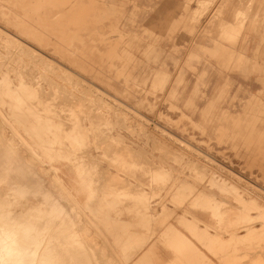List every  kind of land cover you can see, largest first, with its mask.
<instances>
[{"label":"rangeland","instance_id":"1","mask_svg":"<svg viewBox=\"0 0 264 264\" xmlns=\"http://www.w3.org/2000/svg\"><path fill=\"white\" fill-rule=\"evenodd\" d=\"M84 5L85 8L91 10L92 20L88 23L89 25L87 24L86 29L78 30L82 40L86 44L92 45L96 54L100 53L105 60H108L110 55L116 54L107 61V77L101 78L102 80L96 79L83 69L63 65L68 72L67 75L64 74L69 77L65 79L67 81L52 78V81L62 84H59L61 87L58 86L61 89L59 92L63 95L62 98L57 91V85H53V89L50 86L46 88V93L40 98L41 102L38 101L39 105L45 101L43 105H40L42 107H45L48 102L51 107L54 105L51 103H55L54 110L60 115L64 113L61 116L65 118L62 119L63 128H67L66 130L69 128L68 132L64 129V134L69 137H66L65 140L71 145L72 152L77 149L80 152H75L77 155L82 153L89 155L90 149L95 153L96 157L93 156V158L86 155L92 160L79 158L78 161L81 168L83 165H87L84 168L87 173L95 172L94 180L97 182L94 183L93 177L89 173V180L86 179V182H90L88 185L91 186L92 189L89 188L93 195L91 194L92 196L89 198L87 193L82 194L80 199L83 203L77 204L78 207L70 198H59V194L62 192L60 184L50 180L52 179L51 173L54 174V171L50 169L52 165L50 162L56 163L57 153L52 151L55 153V157L54 154L50 155L51 151L47 155L40 149L42 152V157H40L44 158L42 161L45 160V164L38 162V165H43V170H40L35 162L28 166L26 161L31 159L28 148L22 142L15 143L11 139L3 138L2 132L0 140L2 138L5 141V144L2 140V143L0 142L2 151H4V145L10 144V141L16 144V146L13 145L16 147L15 150L20 144L18 149L19 153H22L18 154L20 161L27 160L21 163L18 159L19 162L16 161V165L17 163L21 164L22 168L25 165V170L31 166L32 172L29 168L30 171L27 170L28 173L24 172V174L27 173L30 180L35 182L34 175L37 170L36 175L38 176L35 177H39L41 184L48 185L46 191L32 192L25 197L26 199H21L18 193L1 189L0 202L10 197L15 201L11 202L15 213L26 214L32 207L51 206V204L45 203L48 202L47 200L51 199L53 202H57L58 199H61L62 203L65 201L64 207L70 211V214L66 211V215H81L83 217L81 221H77L76 218L74 221L72 220L74 224L72 230L76 231L77 228H80L77 229L79 238L87 239L85 242L89 246L88 248L93 249L94 247V250H97L95 251L96 257H99L97 264H109L111 261L113 264H129L122 257L119 239H131L130 243L137 246L143 245L141 252H143L145 264H189L191 260V264H194L195 261L198 262H195L196 264H211L212 262L225 264L228 260L230 262L228 261L226 264H239L240 262V264H264V260H262L264 259V230H261L264 229V0H85ZM5 26L0 22V33L3 31L2 35L0 34V67H3L4 72L13 69L15 73L13 70L7 72L12 79L14 78L12 76L20 69L30 81L38 80L42 81L44 85L48 84V80L41 77L42 73L43 75L45 72L46 74L52 73L53 76L54 73L45 68L46 62H42L40 57L34 55V52L37 54L40 52L47 60L49 59L48 61L51 60L61 65L59 56L48 51L39 40H35L38 43L37 46L36 42L35 44L32 42L34 40L22 39L13 28ZM84 42L83 44H85ZM247 42L249 49L245 50ZM43 46L46 51L42 48ZM8 47L11 48L7 50ZM19 50L21 51L18 52ZM21 52L24 54L22 55ZM110 52L112 54L109 55ZM104 53L107 54L105 57ZM1 63L6 64L2 65ZM100 64L101 61L97 60L96 69L99 70ZM1 77L4 78V75ZM62 82L66 85L64 86ZM85 88L87 89L86 93ZM76 89L83 92L82 97L79 96L81 94ZM73 92L74 95H72ZM54 94H58L56 97L60 101L58 98L51 99L55 96ZM67 94L70 95L65 96ZM73 96L74 98L77 96V100L71 98ZM82 98L85 99L82 100ZM68 100L73 101V104L70 102L69 104ZM80 100L85 102L82 104L84 108ZM59 102L61 103L59 104ZM102 102L103 104H100ZM67 103L68 106H66ZM74 103L78 108L74 106ZM79 104L83 109L79 108ZM60 106H66V108L70 106V110ZM97 106L100 109L105 108L100 110ZM73 108H76L75 112ZM114 108L115 110L111 111ZM64 109L70 113H66ZM80 110L83 112L80 113ZM106 110H110V112L108 113ZM101 111L109 115L107 116ZM112 113L113 115H111ZM82 114H86V116L84 115V117ZM119 114L120 118H118ZM67 115L70 118L66 117ZM98 116L102 118V123ZM104 116L105 119L108 117L107 122L103 120ZM123 116L127 119H124ZM7 117L13 125L16 124L13 115L7 114ZM68 118L72 123L66 120ZM78 120L80 123L82 122V128ZM1 121L3 120L0 117ZM2 123H0V128L5 126L4 123L2 126ZM87 126L88 128H86ZM84 128L90 129L89 132L85 130L84 135L89 133L87 141L86 136H84L85 140L81 139L83 134L78 132L79 130L82 133ZM11 133L12 131H9L8 135ZM75 133L80 135V138L77 135L78 142L75 139L77 137ZM138 134L140 135L138 136ZM22 135L28 136L26 132H23ZM74 142L78 146L75 147ZM105 142H108V146H105V144L107 145ZM2 144L4 145L2 146ZM21 144L24 148L21 147ZM110 144L114 145L110 148ZM80 148L86 149L87 153L83 149L78 150ZM158 148L159 150H157ZM85 159L89 161V164L84 163ZM81 160L84 164L81 163ZM64 161L60 163H65ZM93 162H96L97 165L96 163L94 165ZM98 167L100 169H97ZM34 169L36 170L33 175ZM17 175L13 174L14 182L17 178V181L20 179ZM43 176L46 182L41 179ZM14 177H16L15 180ZM28 177L26 176V179ZM24 179L22 178V180ZM26 179L25 181H28ZM39 180L37 179V181ZM212 180L213 184L215 182V184L218 182L219 184H211ZM221 186L227 189L221 190ZM6 192H10L9 195ZM15 194L19 198L16 199L21 203L18 204ZM35 194L41 201L36 198ZM86 200L89 202L87 207L84 206ZM180 204L181 207H179ZM76 207L77 212H72L71 208ZM258 208L259 210H257ZM244 214L248 216L246 217ZM248 220H252L250 221L252 223H249ZM170 222L172 226L169 224ZM242 225L249 228V231L251 228L253 232L251 231L249 234L247 228L245 229V226L242 228ZM122 226H127V234L130 236L121 235ZM254 227L255 229H253ZM87 228H90V234H86ZM2 231L6 232L5 227H2ZM246 232L248 233L246 234ZM9 234L16 235L13 232ZM232 239L234 242L231 241ZM185 244L188 246L186 247ZM95 245L98 249L101 248V251L95 249ZM235 247L237 249H234ZM102 249H106L105 255L102 253ZM113 250L114 252H112ZM229 257H232V260ZM182 258L186 260L190 258V260L184 261ZM221 258L224 260L227 258V261L224 263ZM238 258L241 261L237 260ZM233 259H236V262Z\"/></svg>","mask_w":264,"mask_h":264},{"label":"bare ground","instance_id":"2","mask_svg":"<svg viewBox=\"0 0 264 264\" xmlns=\"http://www.w3.org/2000/svg\"><path fill=\"white\" fill-rule=\"evenodd\" d=\"M207 1V0H206ZM59 5H58V4ZM85 0H0V22L5 24L6 26H9L11 28H13L21 37L22 39H28L32 42H35L37 43V41L39 40L40 43L44 46H46V49L48 51H52V53H54V55H58L59 58H60V64H57L52 62L51 60L48 61L47 58L42 55L40 52V55L39 53L37 54L36 52H34V55L40 57V59L43 61L46 62L45 65H47L45 68L47 70H50V71H53L54 73V76L51 75V74H46V72L44 73L45 75H41V77H44L45 79H47L48 81V84H43L42 81H35V82H32L30 81L26 75L24 74V72L22 70H18L16 72V74L12 77H14L13 79L10 77L11 75L8 74L9 72H11V70L13 69H10L8 70L7 72H4L3 70V67L1 66L0 67V117H1V122L2 123V128H0V130H2L0 133L4 134L2 135L3 138L5 139H11L13 140L15 143L16 142H22L27 148H28V151L30 152V157L31 159H22L21 160H24V161H20V156L18 154H22V153H19L20 151H18L19 147H20V144L18 149H14L16 147H13V145L16 146L15 143H12V141H10L9 143L10 144H5V141L4 139L1 138L2 141H4V144H2V146L4 145V151H2L3 149L1 148V145H0V148H1V151H0V190L1 189H8L10 190V192H14V193H18L19 197L22 198H25L27 197L30 193H34L36 191H39L40 193L45 190L46 191V186L48 185H45L43 182L45 181L44 179V176L43 178L41 177V179H44V181L42 180V183L41 184V180H39V177H35V176H38L36 175L37 174V170L34 169L33 170V175L35 174L34 171L36 172V174L34 175V180L36 178V181L35 182H32L30 180V176L27 174V170H31L32 172V169L31 166L30 167H25L26 170L24 169V166L23 168L21 167L22 165H16V161L19 159V161L21 163L26 162L28 163V166L31 165L33 162L36 163V165H38V162L42 164V162L44 163L45 160L42 161V159L44 158H41L42 156V152H45L46 154L48 152H56L57 153V157L55 155V153H51L50 155H55V160H56V163H52L50 162L52 165L50 167V169H52L54 171V174L51 173L52 175V179H50L51 181L54 180V182H56L57 184H60L59 186L61 187L60 189L62 190V192L59 194V198H70V200H72L76 206L78 207L79 204H82L83 202L81 201L80 199V196L84 193H87V196H92L93 194L91 193V186H89L88 182H86L87 180H89L88 178V173L87 171H85L86 169V166L87 165H83L82 168H81V165H79L78 161H79V158L81 159H84V158H88L87 156L93 158V156H95V153L89 149V152L88 154L89 155H84V153L80 154V155H77L76 153L78 152L77 149L75 150V152H72L73 150H71V145L69 143H66V140L65 138L68 137L66 134H64V129L63 128V124L62 123V114L64 115V113H61V115L59 113L56 112V110H54V108L56 107L55 106V103H51L53 106L55 107H51V105H48L49 102L47 104H45V107L43 106H40V105H43L41 103L39 105V103L41 102L40 101V98L41 96H43L45 93H46V88L48 86H50L52 89H53V85H57L60 86L59 84H61L59 82L56 83L54 80V82L52 81V78H57V79H62V80H65L67 78H69L68 76H64V74L67 75V69L66 67L64 66H70V67H75V68H78V69H83L88 75L96 78V79H104V77H107L106 75V69H107V61L109 60L110 57H112V55H116V54H112V52L109 53L112 54L110 55L107 59L108 60H105V58H103V56L100 55V53L97 55L95 50L93 49V46L92 45H88L86 44L81 36H80V33H79V29H86L88 27V23H90V21L92 20L91 18V13L88 8H85ZM186 6V5H185ZM200 9V8H199ZM218 9V8H217ZM220 9V8H219ZM246 10V8H245ZM195 14V13H194ZM245 17V16H244ZM243 19V18H241ZM88 24V25H87ZM5 26V27H6ZM231 26V25H230ZM236 26V25H235ZM8 27V28H9ZM7 28V27H6ZM228 28V27H227ZM1 30V28H0ZM6 31V30H5ZM3 32V31H2ZM1 32V33H2ZM8 32V31H7ZM0 33V34H1ZM16 33V34H17ZM2 35V34H1ZM7 35V33H6ZM11 35V34H10ZM9 35V36H10ZM15 35V34H14ZM8 36V35H7ZM16 37V36H15ZM18 38V36H17ZM33 38V39H31ZM8 40V39H7ZM27 40V41H28ZM37 40V41H35ZM3 41V40H2ZM24 41V40H23ZM22 41V42H23ZM26 41V42H27ZM10 42V41H8ZM12 42V41H11ZM17 42V40H16ZM14 42V43H16ZM83 42L85 44H83ZM20 43V42H19ZM28 43V42H27ZM5 44V42H4ZM22 45V43H21ZM88 45V46H87ZM8 46V45H7ZM13 46V44H12ZM11 46V47H12ZM17 46V45H15ZM33 46V45H32ZM37 46H38V43H37ZM42 47L44 49V51H46L45 47ZM11 47H8L7 50H9V48ZM20 47V45H19ZM23 47V46H22ZM29 48V46H27ZM35 47V45H34ZM40 47V46H39ZM112 47V46H111ZM116 47V46H115ZM114 47V48H115ZM13 48V47H12ZM16 48V47H15ZM21 48V47H20ZM114 48H111L114 50ZM22 49V48H21ZM11 50V49H10ZM18 50V49H17ZM24 50V49H23ZM26 50V49H25ZM29 50V49H28ZM14 51V50H13ZM21 50H19L18 52H20ZM36 51V50H35ZM110 51V49H109ZM16 52V51H15ZM114 53L116 51H113ZM22 53V52H21ZM29 53V51H28ZM33 53V51H32ZM234 53V52H233ZM24 53H22L23 55ZM27 54V53H26ZM25 54V56H27ZM20 55V54H19ZM21 55V56H22ZM107 55V54H106ZM105 53H104V57L106 56ZM14 56V55H13ZM47 56V55H46ZM101 56V57H100ZM28 57V56H27ZM35 57V56H34ZM46 59H45V58ZM19 58V57H18ZM17 58V59H18ZM22 58V57H21ZM31 58V57H30ZM52 58V57H51ZM33 59V58H32ZM35 59V58H34ZM25 60V59H24ZM29 60V58H28ZM27 60V61H28ZM97 60H100L101 61V64H100V67H99V70L96 69V61ZM8 61V60H7ZM11 61V60H10ZM26 61V62H27ZM31 61V60H30ZM55 61V60H54ZM12 62V61H11ZM14 62V61H13ZM30 63V62H29ZM32 63V62H31ZM2 65H5L6 63H1ZM57 64V65H56ZM27 65V63H26ZM59 65V66H58ZM64 65V66H63ZM99 65V64H98ZM97 65V66H98ZM38 66V65H37ZM24 67V66H23ZM25 68V67H24ZM76 70V69H75ZM14 71V70H13ZM41 71V70H40ZM44 71V70H43ZM42 72V71H41ZM49 72V71H48ZM77 72V70H76ZM15 73V71H14ZM75 73V72H74ZM41 74V73H40ZM1 75L3 76L4 75V78L1 77ZM114 76V74H113ZM81 77V76H80ZM50 80H49V79ZM43 79V78H42ZM101 79V80H102ZM71 80V79H70ZM81 80V79H80ZM100 80V81H101ZM106 80V78H105ZM57 81V80H56ZM61 81V80H60ZM67 81V80H65ZM63 81V82H65ZM113 81V80H112ZM46 82V83H47ZM62 82V83H63ZM70 82V81H69ZM87 82V80H86ZM68 83V82H67ZM92 83V82H91ZM116 83V82H115ZM90 84V83H89ZM100 84V83H99ZM62 85V84H61ZM63 85L65 86L66 84L63 83ZM69 85V83H68ZM72 85V84H71ZM63 86V87H64ZM74 86V85H73ZM72 86V87H73ZM96 86V85H95ZM94 86V87H95ZM55 87V86H54ZM61 87V86H60ZM76 87V86H75ZM80 87V86H79ZM93 87V86H92ZM105 87V86H104ZM68 88V87H67ZM77 88V87H76ZM87 88V87H86ZM85 88V93H86V89ZM97 88V87H96ZM121 88V86H120ZM49 89V88H48ZM51 89V90H52ZM55 89V88H54ZM59 87H58V92H59ZM66 89V88H64ZM73 89V88H72ZM78 89H81V88H78ZM78 89H76V91H78ZM107 89V88H106ZM103 90V89H102ZM109 90V89H108ZM136 90V89H135ZM50 92V90H47ZM61 91V89H60ZM67 91V90H65ZM64 91V92H65ZM48 92V93H49ZM52 92V91H51ZM55 92V91H54ZM70 92V91H69ZM80 92L81 96L82 97V94L83 92L81 93V91H78ZM88 92V91H87ZM68 93V92H67ZM71 93V92H70ZM90 93V92H89ZM105 93V91H104ZM76 94V93H75ZM88 94V93H87ZM96 94V93H95ZM55 96L53 98H50L51 99H55V98H58L56 97V95L58 94H54ZM60 92H59V96H60ZM70 95V94H69ZM68 94L65 95V96H69ZM74 95V92L73 94ZM71 95V96H72ZM78 95V93L76 94ZM91 95V94H90ZM49 96V95H48ZM53 96V95H52ZM63 95H61V98H62ZM64 96V98H66ZM93 96V95H92ZM110 96V95H109ZM90 97V96H89ZM88 97V99H89ZM107 97V96H106ZM38 98V99H37ZM50 98L49 101H50ZM70 98V97H69ZM71 98H74L71 97ZM70 98V99H71ZM77 96L74 98L76 99ZM86 98V97H85ZM85 98H82L85 99ZM92 98V97H90ZM94 98V96H93ZM104 98V97H103ZM113 98V97H112ZM37 99V100H35ZM68 99V98H67ZM78 99H81V98H78ZM105 99V98H104ZM107 99V98H106ZM40 102H39V101ZM43 100V98H42ZM44 100H46L44 98ZM77 100V99H76ZM82 100H80V102H82ZM95 100V99H94ZM100 101L102 99H99ZM48 101V100H47ZM52 101V100H51ZM57 101V100H56ZM58 101L59 98H58ZM63 101V100H61ZM66 101V99H65ZM64 101V103H65ZM75 101V100H74ZM88 101V100H87ZM93 101V99H92ZM108 101V100H106ZM67 102V101H66ZM70 101L68 100V103ZM78 102V101H77ZM95 102V101H93ZM92 102V104H93ZM99 102V101H98ZM105 102V101H104ZM111 102V101H110ZM115 102V101H114ZM61 102H59L60 104ZM62 102V104H64ZM68 103L66 106H68ZM71 104H73V101L70 102ZM69 103V104H70ZM85 104V102L83 101L81 103L82 104ZM89 103V102H88ZM97 103V101H96ZM108 103V102H106ZM57 104V103H56ZM61 104V105H62ZM76 103H74V106H75ZM91 104V103H90ZM100 104H103L100 103ZM111 104H114V103H111ZM123 104V103H122ZM146 104V103H145ZM58 105V104H57ZM77 105V104H76ZM79 104V108L83 109L84 106ZM95 105V103H94ZM126 105V103H125ZM66 106H62L63 108L65 109H69ZM87 107V104L85 105ZM91 106V105H90ZM104 106V105H102ZM101 106V107H102ZM116 106V105H115ZM58 107V106H57ZM61 107V106H60ZM59 107V108H60ZM61 107V108H62ZM76 107V106H75ZM89 107V105H88ZM94 107V106H93ZM98 107V106H97ZM96 107V108H97ZM108 107V106H107ZM111 107V105H110ZM109 107V108H110ZM119 107V106H118ZM127 108H129L128 106H126ZM60 108V110H61ZM78 108V107H76ZM75 108V109H76ZM92 108V107H91ZM95 108V107H94ZM100 109V107H98ZM102 108H105V107H102ZM102 108L100 110H102ZM112 108V107H111ZM131 108V107H130ZM64 109V110H65ZM74 109V108H73ZM75 109H74V112H75ZM87 110V108H85ZM90 109V108H89ZM99 109H97L98 111H100ZM117 109V108H116ZM59 110V109H58ZM70 110V109H69ZM79 110V109H78ZM93 110V109H92ZM96 110V109H95ZM94 110V111H95ZM105 110V109H104ZM103 110V112H104ZM115 108L111 111H114ZM121 110V109H119ZM125 110V109H124ZM132 110V109H131ZM73 111V110H72ZM81 111V110H80ZM108 111V110H106ZM129 111V110H128ZM66 112V110H65ZM70 113V111L67 110L66 113ZM73 112V113H74ZM83 111H81L80 113H82ZM85 112V111H84ZM93 112V111H92ZM102 112V111H101ZM101 112H100V115H101ZM102 112V113H103ZM110 112V110L108 111V113ZM136 112V111H135ZM86 113V112H85ZM117 113V112H115ZM124 116L125 113L122 112ZM7 114H10V115H13V117L15 118V121H16V124L13 125L8 117H7ZM76 114V113H75ZM79 114V113H77ZM96 114V113H95ZM99 114V113H98ZM103 114H106L103 113ZM139 115V113H137ZM66 115V114H65ZM71 115V114H70ZM74 115V114H73ZM72 115V116H73ZM80 115V114H79ZM83 115V114H82ZM86 116V114H84ZM83 115V116H84ZM97 115V114H96ZM99 115V116H100ZM107 115V114H106ZM105 115V116H106ZM109 115V114H108ZM107 115V116H108ZM113 115V113L111 114ZM135 115V114H134ZM81 116V115H80ZM78 116V117H80ZM84 116V117H85ZM87 116H90L87 114ZM98 116V118H99ZM105 116H104V119L103 120H107L108 117H106L107 119H105ZM120 114H119V117L120 118ZM123 116V118H124ZM141 116V115H140ZM66 117H69L68 115ZM95 117V116H94ZM94 117H92V119L94 120ZM101 117V116H100ZM103 117V116H102ZM128 117V116H127ZM143 117V116H142ZM141 117V118H142ZM145 117V116H144ZM143 117V118H144ZM70 118V117H69ZM66 119L67 121L69 120ZM76 118V117H74ZM88 118V117H87ZM90 118V117H89ZM122 118V119H123ZM126 118V117H125ZM124 118V119H125ZM65 119V118H64ZM72 119V118H71ZM78 119V118H77ZM101 119V123H102V118H99V120ZM127 119V118H126ZM75 120V119H74ZM73 120V122H74ZM80 120V119H79ZM78 120V122H79ZM91 120V119H90ZM110 120V118H109ZM140 120V119H139ZM70 121V120H69ZM84 121V120H83ZM92 121V120H91ZM108 121V120H107ZM106 121V122H107ZM127 121V120H126ZM135 121V119H134ZM138 121V120H137ZM0 122V123H1ZM64 122V121H63ZM66 122V121H65ZM71 122V121H70ZM69 122V123H70ZM77 122V121H75ZM77 122V124H79ZM98 122V120H97ZM133 122V121H132ZM72 123V122H71ZM104 123V121H103ZM109 123V122H108ZM146 123V122H145ZM157 123V122H156ZM95 124H96V121H95ZM99 124V123H98ZM107 124V123H106ZM119 124V123H118ZM1 125V124H0ZM67 125V124H66ZM74 125V124H73ZM80 126L82 125V122L79 124ZM78 125V126H79ZM65 126V125H64ZM79 126V127H80ZM78 127V128H79ZM132 127V126H131ZM158 127V126H157ZM160 127V126H159ZM82 128V126H81ZM81 128H79V130H81ZM88 128V126L86 127ZM86 128H84L83 132L81 133L79 130V134H83L81 137V139H84V136H86V141L89 139H87V135H89V133L87 135H84L85 134V130ZM134 128V127H133ZM139 128V127H138ZM67 129V128H66ZM68 132V130H66ZM77 129V128H76ZM136 129V128H134ZM88 130V129H87ZM86 130V131H87ZM90 130V129H89ZM88 130V132H89ZM127 130V129H126ZM141 130V129H140ZM147 130V129H146ZM9 131H12V133H14L12 135H8L9 134ZM72 131V130H70ZM82 131V130H81ZM109 131V130H108ZM23 132H26L28 136H24L22 135ZM74 132H75V129H74ZM77 132V131H76ZM166 132V131H165ZM73 133V132H72ZM108 133V132H107ZM135 133V132H134ZM76 134V133H75ZM79 134H76L79 135ZM112 134V133H111ZM110 134V135H111ZM149 134V133H147ZM135 135V134H134ZM140 134H138L139 136ZM1 136V134H0ZM112 136V135H111ZM110 136V138H111ZM114 136V135H113ZM148 136V135H147ZM166 136V135H165ZM175 136V135H174ZM109 137V136H108ZM115 137V136H114ZM69 138V137H68ZM77 137H75V139H77ZM79 138H80V135H79ZM92 138V137H91ZM90 138V139H91ZM103 138V137H102ZM67 139V138H66ZM107 139V138H105ZM149 139V138H148ZM170 139V138H169ZM180 139V137H179ZM178 139V140H179ZM0 140V142H1ZM85 140V139H84ZM108 140V139H107ZM9 141V140H8ZM78 142V139L76 140ZM106 141V140H104ZM147 141V140H146ZM158 141V140H157ZM7 142V140H6ZM84 142V141H83ZM90 142V141H89ZM100 142V141H99ZM115 142V141H114ZM174 142V141H173ZM184 142V141H183ZM2 143V142H1ZM0 143V144H1ZM8 143V142H7ZM80 143V141H79ZM86 143V142H84ZM88 143V142H87ZM95 143V142H94ZM104 143V142H103ZM102 143V145H103ZM107 143V145L105 144V146H108V142H105ZM187 143V142H186ZM75 144V147L77 145L76 142H74ZM154 144V143H153ZM185 144V143H184ZM17 145V146H18ZM22 145V144H21ZM111 145V144H110ZM114 145V144H113ZM111 145L110 148L113 146ZM156 145V144H155ZM158 145V144H157ZM190 145V144H189ZM78 146V145H77ZM154 146V145H153ZM192 146V145H191ZM13 147V148H12ZM22 148L23 145L21 146ZM82 147V146H80ZM84 147V146H83ZM103 148V147H101ZM165 148V147H163ZM40 149L42 150V152H40ZM74 149V148H73ZM83 149V151L86 152V149L84 150V148H80L78 150H81ZM108 149V148H107ZM154 149V148H153ZM156 149V148H155ZM166 149V148H165ZM27 150V149H26ZM110 150V149H108ZM159 150V148L157 149ZM167 150V149H166ZM190 150V149H189ZM195 150H198L197 148H195ZM27 151V152H28ZM176 151V150H175ZM22 152V151H21ZM108 152V151H107ZM148 152V151H147ZM162 152V150H161ZM182 152V151H181ZM44 153V155H46ZM80 153V152H78ZM87 153V152H86ZM29 154V153H28ZM27 154V155H28ZM99 154V153H98ZM97 154V156H98ZM165 154V153H164ZM175 154V153H174ZM180 154V153H178ZM26 155V156H27ZM43 155V156H44ZM48 155V154H47ZM49 155V156H50ZM84 157H83V156ZM19 158H18V157ZM23 156V155H22ZM41 156V157H40ZM86 156V157H85ZM101 156V154H100ZM99 156V157H100ZM106 156V155H105ZM157 156V155H156ZM175 156V155H174ZM185 156V155H184ZM208 156V155H207ZM52 157V156H51ZM51 157H48V158H51ZM83 157V158H82ZM96 157V156H95ZM180 157V156H178ZM176 158V159H179V158ZM183 157V156H182ZM28 158V157H27ZM54 158V156H53ZM90 158V159H91ZM171 158V156H170ZM208 158V157H207ZM89 159V158H88ZM89 159V160H90ZM97 159V158H96ZM151 159V158H150ZM65 160V161H64ZM86 160V159H85ZM92 160V159H91ZM181 160V159H180ZM202 160V159H201ZM17 161V162H19ZM46 161H48L46 159ZM51 161H54L51 159ZM61 161H64L65 163H60ZM84 161V160H83ZM173 161V160H172ZM178 161V160H177ZM216 161V160H215ZM89 164V161L86 160L84 163ZM92 162V161H90ZM97 162V161H96ZM95 162V163H96ZM175 162V161H174ZM31 163V164H30ZM34 163V164H35ZM81 163H82V160H81ZM82 163V164H84ZM94 163V162H93ZM92 163V164H93ZM94 163V165H95ZM39 164V169L40 170H43L42 169V166ZM45 164V163H44ZM91 164V165H92ZM27 165V164H26ZM97 165V163H96ZM18 166V167H16ZM33 166V165H32ZM85 166V167H84ZM89 166V165H88ZM173 166V165H172ZM199 166V164H198ZM36 167V166H34ZM92 167V166H91ZM90 167V168H91ZM197 167V166H196ZM16 168H18V170L16 171ZM43 168H46V167H43ZM96 168V167H95ZM93 168V169H95ZM109 168V167H108ZM163 168V167H162ZM203 168V167H202ZM97 169H100L99 167ZM96 169V170H97ZM178 169V168H177ZM221 169V167H220ZM25 170V171H24ZM29 170V171H30ZM49 170V169H48ZM51 170V172H52ZM91 170V169H89ZM166 170V169H165ZM13 171H15V173H13ZM169 171V170H168ZM18 172V173H17ZM24 172H27L25 173L26 176L29 178L26 179V176L24 174ZM49 172V171H48ZM107 172V171H106ZM155 172V171H154ZM170 172V171H169ZM200 172V170H199ZM223 172V171H222ZM18 175H17V174ZM125 173V172H124ZM182 173V172H181ZM13 174L14 176L17 175L20 179L17 181L16 179V182H14L12 179H13ZM24 174V176H23ZM44 174V173H43ZM91 174V173H89ZM94 173H92V177H93V180H94ZM99 174V173H98ZM108 174V172H107ZM149 174V173H148ZM153 174V173H152ZM162 174V173H161ZM171 174V172H170ZM205 174V173H204ZM31 175V174H30ZM31 175V176H33ZM50 175V174H48ZM87 175V177H86ZM119 175V174H118ZM172 175V174H171ZM217 175V174H216ZM230 175V174H229ZM46 176V175H45ZM203 176V175H202ZM236 176V175H235ZM28 180V181H25V179ZM91 177V176H90ZM97 177V176H96ZM95 179H98L96 178ZM99 177V176H98ZM218 177V176H217ZM16 177H14V180H15ZM22 178L24 180H22ZM88 178V179H87ZM37 179L40 181H37ZM87 179V180H86ZM91 179V178H90ZM154 179V178H153ZM157 179V178H156ZM176 179V178H175ZM196 179V178H195ZM201 179V178H200ZM210 179V178H209ZM220 179V178H219ZM240 179V178H239ZM33 180V181H34ZM99 180V179H98ZM136 180V179H135ZM168 180V179H167ZM182 180V179H181ZM228 180V179H227ZM238 180V179H237ZM246 180V179H245ZM211 181V180H210ZM230 181V180H229ZM46 182V181H45ZM97 182V180L95 181L94 180V183ZM160 182V181H159ZM185 182V181H184ZM187 182V181H186ZM93 183V182H92ZM188 183V182H187ZM190 183V182H189ZM216 183V182H215ZM214 183V184H215ZM117 184V183H116ZM165 184V183H163ZM182 184V183H181ZM202 184V183H201ZM213 184V180H212V183ZM213 184V185H214ZM219 184V182H218ZM218 184H215V185H218ZM237 184V183H236ZM241 184V183H240ZM93 185V184H92ZM97 185V184H96ZM190 185V184H189ZM221 185V184H220ZM219 185V186H220ZM58 186V187H59ZM223 186V185H222ZM221 186V187H222ZM91 189H90V188ZM172 187V186H171ZM180 187V186H179ZM188 187V185H187ZM228 187V186H227ZM231 187V186H229ZM94 188V186H93ZM96 188V186H95ZM151 188V187H150ZM184 188V187H183ZM195 188V187H194ZM211 188V187H210ZM219 188V187H218ZM238 188V187H237ZM186 189V187L184 188ZM193 189V187H192ZM224 189L223 187L221 188V190ZM227 189V188H225ZM224 189V190H225ZM233 189H236L233 187ZM188 190V189H187ZM197 190V189H196ZM230 190V189H229ZM243 190V189H242ZM254 190V189H253ZM50 191V190H49ZM194 191V190H193ZM192 191V192H193ZM232 191V190H231ZM230 191V192H231ZM9 192V193H10ZM93 192V191H92ZM185 192V191H184ZM188 192V191H187ZM201 192H204V191H201ZM214 192V191H212ZM229 192V193H230ZM250 192V191H249ZM253 192V191H252ZM8 193V192H6ZM8 193V195H9ZM48 194V192H46ZM181 193V192H180ZM243 193V192H242ZM248 193V192H247ZM44 194V193H42ZM92 194V195H91ZM174 194V193H173ZM193 194V193H192ZM203 194V193H202ZM212 194V193H210ZM215 194V193H213ZM232 194V193H231ZM241 194V193H240ZM13 195V194H12ZM17 194H15V199L18 198L16 197ZM34 195V194H33ZM36 195V194H35ZM40 194L38 193V196ZM51 195V194H49ZM204 195V194H203ZM217 195V194H216ZM252 195V194H251ZM31 196V195H30ZM38 196L36 195V198L38 200H40V198H38ZM207 196V195H205ZM211 196V195H210ZM209 196V197H210ZM235 196V195H234ZM51 197V196H50ZM58 198V196H56ZM175 197V196H174ZM179 197V195H178ZM183 197V195H182ZM193 197V196H192ZM199 197V196H198ZM196 197V199L198 198ZM216 197V196H215ZM214 197V199L216 200V198ZM14 198V197H13ZM173 198V196H172ZM181 198V197H180ZM204 198V197H203ZM213 198V197H212ZM4 199V198H3ZM19 199V198H18ZM26 199V198H25ZM46 199V198H45ZM44 199V200H45ZM193 199V198H192ZM211 199V198H210ZM243 199V198H242ZM251 199V198H250ZM249 199V200H250ZM257 199V198H256ZM13 200V199H12ZM12 200L9 198H5V200L1 201L0 202V264H42L44 262V264H97L98 263V258L96 257V254H95V251L97 250H94V247L93 249L91 248H88L89 246L86 245V242L85 240L87 241V239H80L79 238V233H78V229H76V231L72 230V227H73V221H74V218L77 219V221H81L83 219V217L81 215H78V216H68L66 215V208L64 207V202L62 203L61 199H58L57 202L56 201H52L51 199V203L50 200H47L48 202H45V203H49L51 204V206H44V205H40V206H36V207H32L28 210V212L26 214H16L15 213V210L13 208V204L11 203ZM30 200V199H29ZM28 200V201H29ZM34 200V199H32ZM165 200V199H164ZM183 200V199H182ZM188 200V198H187ZM199 200V198L197 199ZM247 200V199H246ZM14 201V200H13ZM18 201V204L20 202V200H17ZM41 201V200H40ZM180 201V200H179ZM193 201V200H192ZM191 201V202H192ZM204 201V200H203ZM212 201V200H211ZM214 201V200H213ZM212 201V202H213ZM15 202V201H14ZM13 202V203H14ZM35 202V201H34ZM158 202V201H157ZM175 202V201H174ZM211 202V203H212ZM226 202V201H225ZM247 202V201H246ZM21 203V202H20ZM41 203V202H40ZM88 200H86L84 202V206L87 207V204H88ZM162 203V202H161ZM160 203V204H161ZM221 203H224V202H221ZM231 203V202H230ZM240 203V202H239ZM47 204V205H49ZM78 204V205H77ZM227 204V203H225ZM248 204V203H247ZM69 205V204H68ZM202 205V204H201ZM216 205V204H214ZM224 205V204H223ZM244 205V204H243ZM242 205V206H243ZM258 205V203H257ZM198 206V205H197ZM204 206V204H203ZM209 206V205H208ZM229 206V204H228ZM246 206V205H245ZM260 206V205H259ZM67 207V206H66ZM70 207V206H69ZM76 208H71V211H76ZM181 207V204L180 206ZM227 207V206H226ZM236 207V206H235ZM234 207V208H235ZM248 207V206H247ZM255 207V206H254ZM211 208V207H210ZM69 209V208H68ZM157 209V208H156ZM78 210V209H77ZM213 210V209H212ZM234 210V209H233ZM243 210V209H242ZM247 210V208H246ZM259 210V208L257 209ZM183 211V210H182ZM214 211V210H213ZM223 211V210H222ZM245 211V210H243ZM254 211V210H252ZM68 214H70V211L68 210L67 211ZM77 212V211H76ZM220 212V211H219ZM224 212V211H223ZM222 212V213H223ZM85 213V212H84ZM216 213V212H215ZM214 213V214H215ZM250 213V212H249ZM224 214V213H223ZM248 214V213H247ZM179 215V214H178ZM221 215V214H220ZM234 215V214H233ZM249 215V214H248ZM246 214H244V216H248ZM223 216V215H221ZM250 216V215H249ZM258 216V215H257ZM261 216V215H260ZM264 217V216H263ZM241 218V217H240ZM245 218V217H244ZM249 218V217H248ZM252 218V217H251ZM250 218V219H251ZM258 218V217H257ZM261 218V217H260ZM199 219V218H198ZM223 219V218H222ZM247 219V218H246ZM73 220V221H72ZM188 220V219H187ZM191 220V219H190ZM219 220V219H218ZM231 220V219H230ZM242 220H244L242 218ZM71 221V222H70ZM89 221V220H88ZM200 221V220H199ZM233 221V220H232ZM238 221V220H237ZM252 221V220H250ZM248 220L249 223H252ZM264 221V220H263ZM188 222V221H187ZM256 222V221H255ZM192 223V222H191ZM200 223V222H199ZM171 224V222L169 223ZM85 225V224H84ZM84 225H82V227H84ZM196 225V224H195ZM253 225V224H252ZM251 225V226H252ZM172 226V224H171ZM208 226V225H207ZM206 226V227H207ZM243 226L245 225H242V228ZM249 226V225H248ZM250 226V227H251ZM2 227H5V231L6 232H3L2 231ZM126 227L127 226H122L123 229L120 230L121 232V235H124V236H130L129 234H127V230H126ZM167 227V226H166ZM75 228V227H74ZM175 228V227H174ZM178 228V227H177ZM208 228V227H207ZM211 228V227H210ZM226 228V227H225ZM239 228V226H238ZM247 227L245 226V229ZM176 229V228H175ZM213 229V228H211ZM249 228H247L248 230ZM255 229V227L253 228ZM206 230H209V229H206ZM221 230V229H220ZM261 230H264V229H261ZM241 231V230H240ZM249 231V230H248ZM253 232V230H251L250 228V231H249V234L250 232ZM256 231V230H255ZM16 233V235L14 234H9V233ZM181 232V231H180ZM218 232V231H216ZM260 232V231H259ZM262 232V231H261ZM129 233V232H128ZM248 232H246L247 234ZM86 234H90V228H87V231H86ZM176 234V233H175ZM178 234V233H177ZM212 234V233H211ZM258 234V233H257ZM256 234V235H257ZM261 234V233H259ZM263 234V233H262ZM181 235V234H179ZM187 235V234H186ZM214 235V234H213ZM190 236V235H189ZM212 236V235H211ZM248 236V235H247ZM262 236V235H260ZM215 237V236H214ZM232 237V236H231ZM234 237V236H233ZM237 237V236H236ZM243 237V236H242ZM259 237V236H258ZM178 238V237H177ZM207 238V237H206ZM239 238V237H238ZM241 238V237H240ZM260 238V237H259ZM174 239V238H172ZM176 239V237H175ZM184 239V238H183ZM218 239V238H217ZM234 239V238H233ZM233 239L231 241H233ZM249 239V238H247ZM130 240L131 239H119V245L121 246V251H122V257L123 259L125 260V262H128L129 264H145L144 262V258H143V255L141 252L142 249H143V245H135L134 243H130ZM179 240V239H178ZM181 240V239H180ZM185 240V239H184ZM183 240V241H184ZM236 240V239H234ZM256 240V239H255ZM187 241V240H186ZM185 241V242H186ZM198 241V240H197ZM241 241V240H240ZM239 241V242H240ZM89 242V241H88ZM93 242V241H92ZM106 242V241H105ZM181 242V241H180ZM226 243V241H223ZM234 242V241H233ZM236 242H238L236 240ZM235 242V243H236ZM249 242V241H248ZM170 243V242H169ZM211 243V242H210ZM230 243V242H229ZM91 244V243H90ZM180 244V243H179ZM192 244V243H191ZM190 244V245H191ZM196 244V243H195ZM207 244V243H206ZM231 244V243H230ZM262 244V243H261ZM109 245V244H108ZM186 245V244H185ZM189 245V246H190ZM198 245V244H197ZM93 246H94V243H93ZM104 246V245H103ZM180 246V245H179ZM188 245H186L187 247ZM202 246V245H201ZM209 246V245H208ZM228 246V245H227ZM240 246V245H239ZM92 247V245H91ZM182 247V246H180ZM179 247V248H180ZM233 247V246H232ZM98 249V247H96L95 245V249ZM194 248V247H193ZM196 248V247H195ZM101 249V248H100ZM98 249V251L100 250ZM107 249V248H106ZM106 249H102V253L105 255L106 254ZM234 249H237L236 247ZM233 249V250H234ZM182 250V249H181ZM187 250V249H186ZM193 250V249H192ZM191 250V252H192ZM208 250V249H207ZM101 251V250H100ZM179 251V250H178ZM196 251V250H195ZM204 251V250H203ZM114 252V250L112 251ZM184 252V250H183ZM229 252V251H228ZM237 252V251H236ZM257 252V251H256ZM181 253V252H180ZM188 255H189V252H187ZM239 253V252H238ZM101 254V253H100ZM255 254V253H253ZM263 254V253H262ZM108 255V254H107ZM187 257H190L188 256ZM194 255V254H193ZM205 255V254H204ZM99 256V254H98ZM116 256V254H115ZM167 256V255H166ZM179 256V255H178ZM192 256V255H191ZM225 256V255H224ZM232 256V255H231ZM239 257H241L240 255H238ZM250 256V255H249ZM102 257V256H101ZM110 257V255H109ZM107 257V258H109ZM118 257V256H117ZM181 257V255L179 256ZM103 258V257H102ZM106 258V256H105ZM115 258V257H114ZM167 258V257H166ZM193 258V256H192ZM196 258V257H195ZM204 258H206L204 256ZM220 258V256L218 257V259ZM232 258V257H231ZM230 257L229 259L232 260ZM242 258V257H241ZM136 259V261L134 260ZM183 259V258H182ZM203 259V258H202ZM212 259V257H211ZM224 260V258H221ZM226 260H224V263L225 261H227V258H225ZM243 259V258H242ZM250 259V258H249ZM106 261L108 259H105ZM179 260V259H178ZM184 261L186 260L185 258L183 259ZM187 260H190V258H188ZM186 260V261H187ZM220 260V259H219ZM235 260L236 262V259H233ZM237 260H240L239 258ZM244 260V259H243ZM242 260V262H244ZM264 260V259H262ZM43 261V262H42ZM103 261V260H102ZM109 261V260H108ZM111 261V260H110ZM192 261V260H191ZM190 261V262H191ZM195 261V259H194ZM204 261V260H203ZM208 261V260H207ZM210 261V260H209ZM216 261V260H215ZM222 261V260H221ZM229 261V260H228ZM227 261V262H228ZM241 261V260H240ZM100 262V260H99ZM104 262V261H103ZM119 262V261H118ZM180 262V260H179ZM189 262V264H191ZM196 262V261H195ZM198 263V262H196ZM220 262V261H219ZM223 262V261H222ZM226 262V263H227ZM230 262V261H229ZM234 262V261H232ZM263 262V261H262ZM120 263V262H119ZM181 263V262H180ZM206 263V262H204ZM213 263V262H212ZM211 263V264H212ZM217 263V262H216ZM215 262L213 264H216ZM225 263V264H226ZM239 263V262H238ZM241 263V262H240ZM239 263V264H240ZM252 263V262H251ZM107 264V263H105ZM109 264H113V262L111 261ZM230 264V263H228ZM231 264H234V263H231ZM236 264V263H235ZM244 264V263H242ZM250 264V263H248Z\"/></svg>","mask_w":264,"mask_h":264},{"label":"crops","instance_id":"3","mask_svg":"<svg viewBox=\"0 0 264 264\" xmlns=\"http://www.w3.org/2000/svg\"><path fill=\"white\" fill-rule=\"evenodd\" d=\"M249 49V44L247 42L246 46H245V50H248Z\"/></svg>","mask_w":264,"mask_h":264},{"label":"snow or ice","instance_id":"4","mask_svg":"<svg viewBox=\"0 0 264 264\" xmlns=\"http://www.w3.org/2000/svg\"><path fill=\"white\" fill-rule=\"evenodd\" d=\"M231 38V37H230Z\"/></svg>","mask_w":264,"mask_h":264}]
</instances>
